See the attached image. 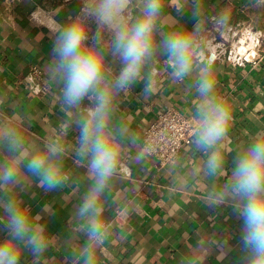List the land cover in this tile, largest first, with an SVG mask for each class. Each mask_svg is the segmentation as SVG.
Returning a JSON list of instances; mask_svg holds the SVG:
<instances>
[{
  "label": "crops",
  "instance_id": "1",
  "mask_svg": "<svg viewBox=\"0 0 264 264\" xmlns=\"http://www.w3.org/2000/svg\"><path fill=\"white\" fill-rule=\"evenodd\" d=\"M87 2L0 0V124L18 130L30 152L53 139L65 145L60 157L64 176L57 189L46 190L26 167L13 184L0 186V205L18 202L47 233L44 252L34 256L25 250L20 264H83L80 249L88 235L77 209L94 181L87 157L82 160L77 152L94 102L86 97L71 108L63 102V83L50 71V51L56 30ZM193 12L202 25L192 52L196 67L176 79L162 42L175 29L193 28ZM138 15L139 0H133L125 22ZM157 25L154 55L133 86L113 100L109 127L121 142L122 157L100 197L107 235L96 249V264H239L244 253L241 221L234 214L238 205L223 188L239 154L264 131V0H166ZM243 25L260 36L257 55L263 59L258 66L228 62V49ZM89 28L92 44L98 25L90 21ZM102 36L107 42L113 33L102 31ZM107 64L110 78L123 66L111 53ZM205 66L214 71V95L232 111L229 130L211 149L197 148L194 137L174 165L159 169L142 151L144 131L171 107L198 119L202 97L197 79ZM213 151L224 157L219 174L206 170ZM12 155L7 145L0 147V159ZM6 223L0 207V239L8 235Z\"/></svg>",
  "mask_w": 264,
  "mask_h": 264
},
{
  "label": "clouds",
  "instance_id": "2",
  "mask_svg": "<svg viewBox=\"0 0 264 264\" xmlns=\"http://www.w3.org/2000/svg\"><path fill=\"white\" fill-rule=\"evenodd\" d=\"M166 0H139V15L125 22L133 0H88L80 14L61 25L52 40L50 71L63 83L62 99L70 108L79 106L86 97L94 102L81 127V144L77 155L87 157L88 171L94 184L85 196L77 215L85 220L88 240L80 249L83 264H96V249L106 239L100 197L109 186L122 157V145L109 127L113 100L117 93L127 92L143 73L157 44V22ZM199 13L191 29L171 31L162 43L166 49L172 75L182 79L196 67L192 55L201 31ZM98 30L89 44V22ZM102 31H111L113 38L104 41ZM118 57L122 67L109 77L107 55ZM150 82L145 83L149 87ZM215 75L211 67L200 69L197 90L202 101L197 105L198 119L194 130L199 149L214 148L227 134L232 111L226 102L214 95ZM67 128V124L64 125ZM124 134L126 129H121ZM7 145L13 155L0 159V186L11 185L25 167L39 177L46 190L60 186L64 173L60 157L65 152L62 139H53L42 149L30 152L23 136L15 128L0 124V147ZM224 157L213 151L206 161L209 174H219ZM233 198L235 216L241 221L240 246L244 253L239 264H264V131L258 132L234 163L232 175L223 188ZM0 207L7 217L8 235L0 239V264H20L25 250L34 256L47 248L45 226L28 209L9 199Z\"/></svg>",
  "mask_w": 264,
  "mask_h": 264
},
{
  "label": "built area",
  "instance_id": "3",
  "mask_svg": "<svg viewBox=\"0 0 264 264\" xmlns=\"http://www.w3.org/2000/svg\"><path fill=\"white\" fill-rule=\"evenodd\" d=\"M260 36L247 25L239 28V34L228 49L227 59L234 65L250 63L258 66L262 57L257 55ZM196 120L171 107L157 115L144 131L142 151L153 158L159 169L174 165L184 147L194 139ZM119 213L117 218L122 217Z\"/></svg>",
  "mask_w": 264,
  "mask_h": 264
}]
</instances>
